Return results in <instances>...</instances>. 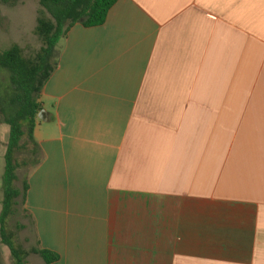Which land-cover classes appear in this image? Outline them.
I'll list each match as a JSON object with an SVG mask.
<instances>
[{"label": "crops", "instance_id": "crops-1", "mask_svg": "<svg viewBox=\"0 0 264 264\" xmlns=\"http://www.w3.org/2000/svg\"><path fill=\"white\" fill-rule=\"evenodd\" d=\"M58 54L27 175L34 247L53 264H264V0H118Z\"/></svg>", "mask_w": 264, "mask_h": 264}, {"label": "trees", "instance_id": "trees-1", "mask_svg": "<svg viewBox=\"0 0 264 264\" xmlns=\"http://www.w3.org/2000/svg\"><path fill=\"white\" fill-rule=\"evenodd\" d=\"M19 1L2 0L5 4H17ZM117 1L40 0L41 9L34 35L40 39L41 49L27 57L23 48L15 44L0 53V71L9 73V82L4 87L0 84V116L1 123L10 128L4 157L0 244L10 249L13 264H28V257L32 254L39 255L46 264L59 260V256L49 250L24 248L11 228V219L20 205L19 199H23L24 205L29 190L27 176L23 189L17 186L18 172L22 169L31 171L40 161L34 132L38 114L42 110L41 93L58 64L60 43L76 24L86 27L103 25ZM22 154H28L29 157L21 161ZM21 228L26 226L19 225L18 229Z\"/></svg>", "mask_w": 264, "mask_h": 264}, {"label": "rangeland", "instance_id": "rangeland-1", "mask_svg": "<svg viewBox=\"0 0 264 264\" xmlns=\"http://www.w3.org/2000/svg\"><path fill=\"white\" fill-rule=\"evenodd\" d=\"M0 7L2 12L6 15L5 19L9 21V37L3 38L0 41V53L9 50L13 45L19 44L24 50L27 57L33 56L38 52L42 43L40 39L33 35L31 30L37 26L39 10L41 9L40 0H21L17 4H5L0 0ZM21 26V30H20ZM63 41L60 43L62 45ZM9 82V73L7 71H0V84L4 87ZM0 116V135H3L5 130L10 131L9 126L1 123ZM9 138V134L7 140ZM1 144V142H0ZM3 148L0 147V211L2 210V183L3 174L5 170V160L1 158ZM29 157L28 154L20 155V160L23 161ZM29 169H22L18 172L19 180L17 186L23 189L24 181ZM22 198L19 199L20 205L16 214L11 219V228L16 232L18 242L26 249L30 250L35 246L33 233L30 226V219L25 212ZM19 225H28L29 227L18 229ZM0 264H13L10 249L3 244H0Z\"/></svg>", "mask_w": 264, "mask_h": 264}, {"label": "water", "instance_id": "water-1", "mask_svg": "<svg viewBox=\"0 0 264 264\" xmlns=\"http://www.w3.org/2000/svg\"><path fill=\"white\" fill-rule=\"evenodd\" d=\"M44 111L41 110L40 113L38 114V118L42 121H44V117H43Z\"/></svg>", "mask_w": 264, "mask_h": 264}]
</instances>
